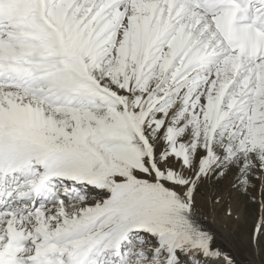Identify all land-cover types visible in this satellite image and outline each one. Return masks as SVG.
<instances>
[{
	"label": "snow or ice",
	"instance_id": "1",
	"mask_svg": "<svg viewBox=\"0 0 264 264\" xmlns=\"http://www.w3.org/2000/svg\"><path fill=\"white\" fill-rule=\"evenodd\" d=\"M230 172L264 188V0H0V264H235Z\"/></svg>",
	"mask_w": 264,
	"mask_h": 264
},
{
	"label": "rangeland",
	"instance_id": "2",
	"mask_svg": "<svg viewBox=\"0 0 264 264\" xmlns=\"http://www.w3.org/2000/svg\"><path fill=\"white\" fill-rule=\"evenodd\" d=\"M245 191L234 173L204 181L196 193L197 214L203 226L213 235L214 247L229 255L235 264H264V235L259 244L253 241V230L264 210V188ZM201 264H222L212 258H199Z\"/></svg>",
	"mask_w": 264,
	"mask_h": 264
}]
</instances>
